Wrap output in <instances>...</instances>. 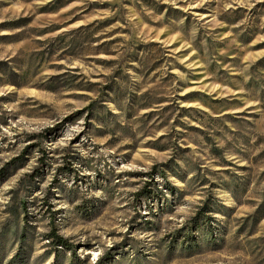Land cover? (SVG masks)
<instances>
[{
  "label": "rangeland",
  "instance_id": "1",
  "mask_svg": "<svg viewBox=\"0 0 264 264\" xmlns=\"http://www.w3.org/2000/svg\"><path fill=\"white\" fill-rule=\"evenodd\" d=\"M1 170L0 264H264V0H0Z\"/></svg>",
  "mask_w": 264,
  "mask_h": 264
},
{
  "label": "trees",
  "instance_id": "2",
  "mask_svg": "<svg viewBox=\"0 0 264 264\" xmlns=\"http://www.w3.org/2000/svg\"><path fill=\"white\" fill-rule=\"evenodd\" d=\"M3 174V170L0 171V175ZM49 244L51 247H54L56 250L57 248H63L68 251L73 250L72 244L64 237L57 234L56 229H53L48 235H47Z\"/></svg>",
  "mask_w": 264,
  "mask_h": 264
}]
</instances>
